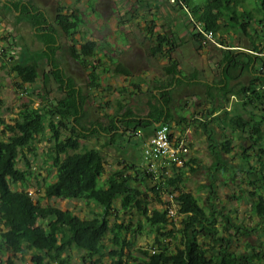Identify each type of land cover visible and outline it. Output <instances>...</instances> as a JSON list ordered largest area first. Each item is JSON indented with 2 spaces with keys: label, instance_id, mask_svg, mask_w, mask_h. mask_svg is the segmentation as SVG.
<instances>
[{
  "label": "trees",
  "instance_id": "16d2710c",
  "mask_svg": "<svg viewBox=\"0 0 264 264\" xmlns=\"http://www.w3.org/2000/svg\"><path fill=\"white\" fill-rule=\"evenodd\" d=\"M175 2L180 9H186L188 14L192 15L193 18L189 19L194 28L191 37L198 48H203L209 42L205 37L206 33H211L215 42L227 44L225 38L240 18L248 20L242 26L245 36L250 35L248 29L252 24L259 26V33H264V0H176ZM8 9L19 12V19L36 28L39 41L52 53L59 49L57 45L59 33L66 37H73L82 23L77 11L67 14L61 7L56 9L54 19L49 23L44 13L36 9L35 0H15ZM252 9H259L262 16ZM197 25L200 26V30ZM147 31L153 35L150 27ZM249 45L251 57L246 56L248 62L245 64L243 61H238L237 55L231 57L230 51L226 50L225 74L244 71L254 59L260 71L264 68V59L261 57L264 44ZM174 47V42L167 41L163 35H158L156 45L149 48V54L153 57L169 58ZM6 50V48L0 50V61L3 60ZM103 50L104 45L99 46L94 41L82 43L79 49L71 45L67 50L69 56L84 70L87 85L91 89H98L101 86L100 73L108 71L104 68L105 63L102 59H94ZM103 56L107 57L105 54ZM109 60L116 74L126 77L130 75V69L123 63L114 62L111 58ZM99 67L104 69L99 72ZM256 67H253V71L258 72ZM171 68L176 70V65L173 64L167 70H172ZM10 71L18 79L17 86L22 92L26 90L27 85L32 86L40 79L36 63L29 64L23 60H13ZM53 78L61 90L65 88V96L45 108L34 109L31 105L24 104L19 112V119L14 122V125L5 126L11 135L6 140H0V264H26L24 259L17 261V256L26 254L27 251L31 252L28 264H69L70 257L67 252L70 249L83 252V260L86 262L101 264L100 256L107 249L103 241L108 236L110 248L107 250L110 264H134L135 261L138 264H253L254 256L247 258L237 255L229 252L227 247L209 256L208 250L199 242V235L213 242L224 241L217 236L216 217L208 216L198 199L184 190L186 169L189 168L190 172L195 171L190 166L191 163L196 162L195 159H189L181 168L172 166L170 174H162L159 179H154L155 175L147 173L143 167L126 163L124 170L113 172L99 186V180L105 171L101 151L97 148L80 150L79 141L87 138V132H91V135L101 134V132L110 133L112 134L111 142H114L117 137L125 136L126 132L134 136L137 131H146L151 136L156 130V124L169 123V106L172 103L170 93H162L159 96L160 103H150L148 112L142 120L136 119L133 112L126 110L125 105L120 102L115 115L121 114L122 120L115 123L111 118L107 126L98 124L91 129L96 124L88 127L84 123L85 112L82 109L84 98L74 88L73 82L68 81L65 84L59 70L53 72ZM254 80L261 82L264 86L263 77ZM255 81L234 91L242 101L239 103L241 111L228 117L229 123L239 132L243 133L247 128H251L248 138L251 144L264 141L262 131L264 116L261 120L255 121L253 114H249L246 110L247 106L259 108L256 103L264 106V88L257 89ZM232 92L233 89L228 87L210 89L207 96L212 103L217 97L222 103L228 100ZM53 117L58 119L57 123L53 121ZM105 117L110 118L108 115ZM180 120L186 122L185 117H181ZM45 121L46 129L50 134L49 141L52 144L47 157L51 163L50 168L55 170V175L54 180L44 186L43 198L82 200L92 203L100 209V213H94L89 219L82 218L70 210H61L51 205L43 206L41 199L35 201L29 194V171L19 169L17 163L19 158L23 157L29 168L24 149L32 144L39 131L45 129ZM193 121L199 120L192 119ZM199 122L204 125L207 123L201 120ZM121 123H124V126ZM122 128L124 133L119 134L117 131ZM62 129L70 131V135L63 136ZM211 143L209 139V150L217 149L223 153L232 151L230 140L221 142L219 147H213ZM243 149L244 152L247 151L244 147ZM69 151L72 153L69 154ZM210 152L217 156L213 151L210 150ZM260 152L264 156V150L261 149ZM242 158L247 160L248 157L243 155ZM262 158L258 155L262 165L261 170L264 169ZM217 159L219 163L221 159ZM220 165L221 163L214 165L213 170L221 172L226 170L225 165H221L222 168L219 169ZM127 170L131 171L132 175H126ZM251 170L252 172L247 173L256 175L254 170ZM135 181L144 185L145 190L137 188L134 185ZM147 181L152 185L149 186ZM257 182L261 185L258 186ZM248 184L254 186V189L249 192L253 200L251 211L260 220V231L264 234V175L261 173L257 181H250ZM15 185H19L20 188H14ZM148 193L164 205L163 195L168 193L173 195L177 203V214L181 217V228L177 230L180 235V245L173 251L168 248L164 240L176 238L175 232L168 229V226L174 223L168 219L164 209L149 208L152 199ZM117 200L120 201L122 210L135 211L138 216L145 219L155 233L153 253L149 250H141L143 258L132 257L133 262L124 258L121 248L130 247V239L141 234L142 228L139 225L133 227L130 222L110 224L109 217L113 213V205ZM126 234H130L131 237L126 239ZM212 250H215L214 247Z\"/></svg>",
  "mask_w": 264,
  "mask_h": 264
},
{
  "label": "rangeland",
  "instance_id": "374dc122",
  "mask_svg": "<svg viewBox=\"0 0 264 264\" xmlns=\"http://www.w3.org/2000/svg\"><path fill=\"white\" fill-rule=\"evenodd\" d=\"M175 1L176 0H36V5L43 8L41 10L46 12L47 17L51 21H53L55 11L59 7L63 8L67 14L73 11H77L80 14L82 23L78 32L73 35V37H66L64 34L59 33L61 44V49L59 51L61 58L59 63L65 71L64 79L69 75L73 79L76 88L79 89V93L84 98L82 109L85 112L84 123L88 127L92 124H96L95 127H97L98 124H106L113 118L116 113V100L125 102L126 100L131 101L132 99L126 92L119 94L118 90L120 89V85L122 86L125 80H123V76L115 74L111 68L107 73H100L101 86L98 89L89 88L84 70L77 63H74V60L69 56L67 52L68 47L74 45L79 49L82 43L90 40L98 43H110L111 46L105 45L104 53L107 54L108 57L113 58L112 60L114 62L121 61L126 65L131 71V79L135 77L133 80L134 83L140 85L142 80L145 79L150 82V79L154 78L153 75H156V78L160 77L159 72L162 71V62L164 60L155 59L150 57L149 54V48L152 46L157 34L167 33V35H170V30L172 32L174 28L179 34L183 35V42L186 44L184 47L185 52L191 51L185 35H188L187 38H189V34L191 35L194 30L189 20L193 17L188 14L186 9H180ZM6 2H8V0ZM1 10L2 9H0V14H2L3 19L0 23H2L5 30H8L14 20L13 13L8 15L6 11ZM252 10L259 16H262V12L260 13L259 9ZM169 14H171L172 17ZM247 22V19L240 18L237 24L233 25V29L229 28L230 33L225 39L227 40L229 38L230 41H233V47L230 48H236V45H240L250 49L249 44L251 43L264 44V33H259L260 29L256 24L249 26L248 34L251 36L244 35L242 26ZM189 24L192 28H189ZM23 26V28L18 29V33L16 30L14 32L12 31V34H14L13 36H5L4 38L0 35V50L4 48L7 49V52L3 55V60L0 61V140H6L11 135V132H9L5 126L8 124L14 125V122L19 119V112L24 104L31 105L34 109L45 108L48 107L50 103L54 104L56 100H60L65 96L60 86L57 88L59 84L52 83L53 80L51 76L45 81L42 79L43 73H46L48 76L49 70L47 71V69L50 67L48 63L39 66L40 79L34 85H27L26 90L23 92L18 89L17 84L19 81L10 71V65L18 55V47L15 46L14 43L24 44L25 46H23V49H25L28 40H31L29 45L35 44L37 46V51H40L42 47V45H38V43L35 42L32 28L26 26V24H23ZM148 27L152 28L153 35H150L147 31ZM181 27L184 28L183 32L180 30ZM19 34L24 36L23 41L22 39L19 41L15 40ZM207 44L213 46L211 54L215 55V57L218 58L219 55L223 54L224 46L221 44L211 41ZM214 46L221 48L215 49ZM232 50L234 52L236 49ZM261 50H263V48H261ZM262 52L261 57L264 59V50ZM33 57L36 62L46 59L42 54L37 53H34ZM98 57L102 58L103 56L99 53L94 59ZM108 57L102 58L107 64H109ZM11 58L13 60H10ZM244 60V55L241 54L238 57V61L244 62ZM200 64L202 65V62ZM214 67L215 65L210 66L205 64L204 70L207 71L208 68L214 69ZM256 69L260 73V67L258 66ZM216 72L217 71H213L214 77L217 76ZM105 75L108 77H105ZM259 75L262 76V74ZM245 77L246 76L242 79V82L247 84V77ZM262 77L264 78V76ZM188 97H190V95H181L179 98L184 103L185 99ZM200 98L201 102L195 101ZM200 98L196 97V99L193 100L190 105L192 108H183L179 106L177 109L178 114L186 117L190 126L194 124L191 122L192 119H198L206 123L205 118L207 117V110L204 105L207 104L203 95L200 96ZM236 98H238L236 95L231 94L228 96V99L232 103L235 102ZM191 100L192 99L189 98V101ZM175 101L178 102V97H176ZM197 103H201L199 104V108L192 106L193 104L196 106ZM256 105L259 108L247 106L246 110L249 114H253L255 121H259L262 119V116H264V110H260L264 109V106H261L259 103H256ZM113 111H115L114 115L107 120L105 115L110 117ZM234 112H237V110L235 109ZM220 117H222L221 114ZM53 121L57 123L58 119L53 117ZM46 124L47 122L45 121V129L39 131L38 136L32 144L24 149L29 168H27L26 161L23 157L19 158L17 163L19 169H26L29 171V194L35 201L41 199V204L43 206L51 205L61 210H70L82 218L89 219L94 213H100V209L92 203L89 204L82 200L43 198L44 186L48 182H52L55 175V170L50 168L51 163L47 157L48 150L52 144L49 141L50 134L48 129H46ZM202 124L203 125L200 126L202 130L205 131L204 123ZM68 127H71L70 124H68ZM190 130L192 133L191 135L194 136V141L188 142L189 155L187 161L192 158L195 159L196 162L190 164V166L195 169L194 172H190L189 168L186 169L185 182L183 185L184 190L190 192L198 199L199 204L208 216L214 215L216 217L215 226L217 229V236L224 241L213 242L199 235V242L208 250L209 256H212V254L219 249L227 247L231 253L247 258L254 256L252 260L253 264H264V234L260 231V220L251 211L253 200L249 192L254 189V186L252 187L248 184L250 181H257V178L261 177V173L264 175V169L261 170L262 165L258 159L259 155L263 157L261 160L264 162V156H262L260 152L261 149L264 150V141L251 144L248 139L251 134L250 127L242 133L231 125V129L224 128V135L210 136V140L212 141L210 145L213 147H219V144L226 140H230L231 142L232 151L229 153H223L217 149H210L217 155L215 156L209 150V141L206 136L200 134L199 127L196 129L191 126ZM262 131L264 132V126L262 127ZM90 133L91 132H87L88 135L86 139H80V150L82 151L84 148H97L101 151L105 163V171L99 180V186H101L113 172L124 170L126 168V163L130 164L129 162L140 161L139 146L141 143L143 145L145 142L143 138L139 140V138L132 136L129 140L122 141L117 137L114 141L116 142L114 146L109 144L105 135H91ZM62 135H70V131L62 129ZM243 147L247 149L246 152H244ZM68 153L71 154L72 151ZM243 155L248 157L247 160L242 158ZM217 158L221 159L219 163ZM220 163L221 165H225L226 170L223 172L214 171V165ZM221 165L218 166L219 169L222 168ZM170 169L169 167L168 170L170 171ZM251 169L254 170L256 175H249L247 173L252 172ZM125 174L132 175V172L127 170ZM158 174L161 173L158 172ZM158 177H160V175H158ZM147 184H149V186L152 185V183H148V181ZM134 185L143 191L145 190V186L141 185L139 181H135ZM257 185L260 186L261 184L257 182ZM14 188H20V186L15 185ZM259 191L262 192V190ZM148 194L152 199L149 208L163 210L164 204L157 202L153 195L150 193ZM113 209V213L109 217L110 224L114 222H130L133 227L139 225L142 228L141 234L137 235L134 239H130V247L123 246L121 248V251L125 255L124 258L133 262L134 260L132 257L135 259L143 258V254L140 252L141 250H149L153 253L154 248L152 246L155 233L152 232L145 219L138 216L135 211L125 212L122 210L119 200L114 203ZM180 221L181 217H178L176 221H173V225L168 226V229L175 232L174 235L176 238L171 237L164 240V243L167 244L168 248L172 251L175 250L176 246L180 245V235L177 233V230L181 228ZM125 237L129 239L131 236L130 234H126ZM108 238L109 236L103 241L107 249L110 248ZM212 247H214L215 250H212ZM107 249L104 250L100 256L101 264H110L111 260ZM30 254L31 252L27 251L26 254L18 255L17 261L24 259L26 264H28V257ZM67 255L70 257L69 264H91L83 260L84 253L78 250L70 249ZM134 264H138V262L135 261Z\"/></svg>",
  "mask_w": 264,
  "mask_h": 264
},
{
  "label": "crops",
  "instance_id": "0c3cea01",
  "mask_svg": "<svg viewBox=\"0 0 264 264\" xmlns=\"http://www.w3.org/2000/svg\"><path fill=\"white\" fill-rule=\"evenodd\" d=\"M7 0H0V9L6 11V13L8 15H10L11 13H13V23L11 25V27L8 30H5L2 23H0V35L2 37L5 38V36H10V35H14L12 34L15 30L18 33V29L23 28V24H26V26H29L30 28H32V33L34 35V40L36 43H38V45H42V47L40 48V51H37V46L35 44L33 45H29V43L31 42V40H28V44L26 45L25 49H23V46H25L24 44L22 45V43H17L15 42L14 45L18 47V55L17 58L14 60H23L25 63H36L38 68L41 64L44 63H48L49 64V69H47L48 72V76L46 73H43L42 79L45 81L47 78H49V76L52 77L53 82L52 83H56L54 81L53 78V72L59 70L61 71V77H63L64 79V75H65V71L63 69L62 66H60L59 60L61 58V54H60V50H56L54 53L49 52L47 50V48L39 41L38 37H37V32H36V28L32 27L31 25H29L28 23L22 21L21 19H19V12H15L13 10L8 9L9 5L14 2L15 0H8V2H6ZM35 4H36V0H35ZM37 6V5H36ZM40 7V6H39ZM41 9H43L42 7H40ZM1 10V11H2ZM168 15V13H167ZM171 17L172 15L169 14ZM174 15V14H173ZM3 19L2 14H0V21ZM172 19V18H171ZM12 22V21H11ZM190 25V24H189ZM149 28V27H148ZM147 28V29H148ZM170 28V26H169ZM189 28H192L191 25ZM152 29V28H151ZM184 28H180V30L183 32ZM13 31V32H12ZM16 33V32H15ZM150 34V33H149ZM192 34V33H191ZM151 35V34H150ZM158 35H163L167 38V41H172L175 44L174 50L171 53V55L168 57H161V56H157V57H153L155 59H164L162 64V71L159 72L160 77H155L153 75V79H150L151 81H147L144 77L145 80H142V83L140 85L136 84L133 82V80L135 79H131V71H130V75L128 77L123 76V80H125L124 83H122V86L120 85V89L119 94H123V93H128V95L131 97V101L126 100L125 102L122 101V103L125 105V109L126 110H131L133 112L134 117H136V119H144V117L146 116L147 112H148V105L150 103H160V98L159 96L162 93L168 92L170 93V97L172 98V103L169 106V113H170V118L168 119V127L170 129V134L171 136L176 139L177 141H185V143L188 146V142H193L194 141V136L191 135V130L190 127H194V128H198L199 127V132L200 134H204V136H206L207 140L209 141L210 136H220V135H224V128H228L231 129V124L228 121V117H230L232 114H234V110L236 109L237 112L241 111V107L240 104L242 101L241 99L238 97L235 99V102L232 103L229 99L225 102L220 103V98L217 97L212 103V101L208 98L207 94L209 92L210 89H217V88H232L233 92L236 91L237 89L247 86L248 84H250L251 82L255 81L254 79L256 78H261L262 76L259 75L258 72L253 71V67H256V60H253V63H251L249 65V67L247 69H244V71L242 72H232L230 73V75H227L224 73V69L226 67V62L224 61V56L226 54V50H229L231 53V57L237 55V57H239L241 54L244 55V64L246 61V56L247 57H251V51L249 50V48H245L243 46L240 45H236V48H230L233 47V41H230V39H227V44H221L223 47V54L219 55L218 58L215 57V55L211 54V50L213 48V46L211 44H206V46H204L203 48H198L196 46V44L194 43L191 35L189 34V38H187L188 35H185L186 37V41L187 43H189V47L191 49V51L185 52V43L183 42V35L179 34L176 30H174V28L172 29V32L170 30V35H167V33H162V34H157L156 38H154L153 44L152 46H155L157 43V36ZM24 36H22L21 34H19L17 36V38L15 39L16 41H19L22 39L23 41ZM91 41V40H90ZM96 42V41H94ZM191 42V43H190ZM217 43H219V41H216ZM99 46L104 45V47L106 46H111L110 43H98L96 42ZM220 44V43H219ZM57 45L61 46L60 44V39L57 42ZM106 45V46H105ZM166 45V44H165ZM151 46V47H152ZM215 47V46H214ZM216 48H221L216 46ZM167 49V48H166ZM232 49H236L234 52ZM241 49V50H240ZM244 49V50H242ZM246 49V51H245ZM35 50V51H33ZM248 50V51H247ZM217 51V50H216ZM42 54V56H44V61L40 60L39 62H36L34 60L33 54ZM47 55H45V54ZM49 54V55H48ZM101 56H103L104 50L102 52H100ZM107 55V54H105ZM108 57V56H107ZM104 59V56L102 57ZM101 57H98L97 59H102ZM106 58V57H105ZM111 58V57H109ZM108 58V60H109ZM102 59V60H103ZM113 59V58H111ZM116 59V58H114ZM104 61V60H103ZM106 61H104L105 63ZM119 63H122L121 61H118ZM202 62V65L200 64ZM74 63H76L74 61ZM109 64L105 63L104 68H107L108 71L113 70L114 72V67L112 65H110V60L108 62ZM173 64L176 65V70H167V68L172 67ZM215 65L214 69L212 68H208L207 71H205L204 69V65ZM126 66V65H125ZM103 67H99L98 71L100 72L102 69H104ZM107 71V72H108ZM213 71H217L216 74L217 76L214 77L213 76ZM105 72V73H107ZM115 73V72H114ZM104 74V73H103ZM116 74V73H115ZM212 74V76H211ZM119 75V74H117ZM148 75V74H146ZM145 76V75H144ZM244 76L247 77V84L242 82V79L244 78ZM104 77V76H103ZM105 77H108L107 75H105ZM245 77V78H246ZM127 80V81H126ZM65 84H67L68 81H72L74 84L73 79L68 75L65 77L64 79ZM100 83H101V79H100ZM53 84V85H54ZM57 84V83H56ZM255 85L257 86V89L262 90L264 88V86H262L261 82L259 81H255ZM57 86V85H56ZM59 87V85L57 86V88ZM117 87V86H116ZM144 87V88H142ZM74 88L77 90V92H79L74 84ZM200 90V91H198ZM61 91H63L64 93H66L65 88H63ZM231 93L232 95H236L235 92ZM192 94V95H191ZM203 95V98L206 102L207 105H204L207 110V117L206 119V124L204 125V128L206 129L205 131L202 130L201 126L202 123L199 122H192L194 124H191L184 121H181L180 118L183 117L182 115L178 114V107H183V108H189L191 107L190 105L192 104L193 100L196 99V97L200 98V95ZM217 94V93H216ZM181 95H190V97H188L187 99H185L184 103L183 101L179 98L181 97ZM237 96V95H236ZM176 97H178V102L175 101ZM189 98H191L192 100L189 101ZM188 101V102H187ZM196 102H201V98L198 100H195ZM230 101V102H229ZM190 102V103H189ZM116 110L118 109V103H120V100H116ZM175 103V104H174ZM177 104V105H176ZM199 104L201 103H197L196 106L193 104V107H198L199 108ZM230 104V105H229ZM239 104V105H238ZM186 106V107H184ZM237 107V108H236ZM192 108V107H191ZM232 110V111H231ZM112 114H110V118L112 115H114V112ZM167 112V111H166ZM220 114L222 115V117H220ZM220 117V119H219ZM184 118V117H183ZM186 118V117H185ZM108 120V119H107ZM118 120H122L121 114H117L114 115L113 117V121L115 123L118 122ZM129 119H127L128 121ZM109 122V121H108ZM108 122L106 124H103V126H107ZM122 126H124V123H121ZM160 124H156L155 127L158 128ZM230 126V127H229ZM95 128V125L92 127V129ZM119 134H123L124 130L122 129H118L117 131ZM153 134V133H152ZM151 134V135H152ZM101 136L105 135V138L108 140L110 145H116V142H111V135L110 133H104L101 132V134H99ZM130 133L126 132V135L123 137H118L120 138V140L122 141H127L130 138ZM145 135V136H144ZM149 135V136H148ZM134 137L139 138V140L142 138L146 141L149 137H150V133L146 132V131H137V135H134ZM117 139V138H116ZM141 143V141H140ZM142 143L139 146V150H140V161L138 162H129L130 164H134V165H138V167H142V162H141V151H142ZM189 147V146H188ZM189 149V148H188ZM165 164H162L161 162L158 163V169H164Z\"/></svg>",
  "mask_w": 264,
  "mask_h": 264
},
{
  "label": "built area",
  "instance_id": "2783aa9c",
  "mask_svg": "<svg viewBox=\"0 0 264 264\" xmlns=\"http://www.w3.org/2000/svg\"><path fill=\"white\" fill-rule=\"evenodd\" d=\"M197 28L200 30V26L197 25ZM205 37L207 40L215 43L211 33H206ZM260 72L264 76V69L261 68ZM188 155L189 149L185 141H177L174 139L170 134L168 125L162 124L143 143L142 167L147 173L155 175L154 179H159L158 175L170 174L169 167H183ZM159 162L165 164L163 170L158 169ZM158 172L161 174H158ZM163 201L165 202L164 210L167 213L168 219L170 221H176L179 217L177 214L178 206L173 195L168 193L164 194Z\"/></svg>",
  "mask_w": 264,
  "mask_h": 264
},
{
  "label": "flooded vegetation",
  "instance_id": "af4514ba",
  "mask_svg": "<svg viewBox=\"0 0 264 264\" xmlns=\"http://www.w3.org/2000/svg\"><path fill=\"white\" fill-rule=\"evenodd\" d=\"M35 6H36V4H35ZM36 9H38V11H41V12H43V13H44V15H45V17L47 18V20H48V22H49V23H51V22H52V21H51V20H50V19L47 17V14H46V12H45V11H43V10H41V8H40L39 6H36ZM49 23H48V24H49ZM58 41H59V38H58ZM60 47H61V46H59V50L61 49ZM128 133H129V132H128ZM130 134H131V133H130ZM132 136H133V135L131 134V135H130V137H132Z\"/></svg>",
  "mask_w": 264,
  "mask_h": 264
}]
</instances>
